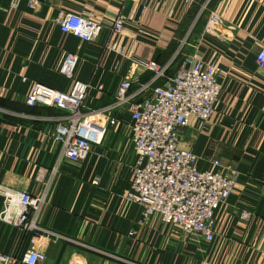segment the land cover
I'll return each instance as SVG.
<instances>
[{"label":"crops","instance_id":"1","mask_svg":"<svg viewBox=\"0 0 264 264\" xmlns=\"http://www.w3.org/2000/svg\"><path fill=\"white\" fill-rule=\"evenodd\" d=\"M11 3L0 0V183L41 193L43 172L57 154L46 133L50 123L41 117L61 111L32 107L25 99L35 83L71 90L73 80L60 72L66 54L79 58L75 77L93 83L85 108L100 109L114 101L125 76H135V87L152 76L134 72L128 56L164 64L190 31L185 53L220 69L222 91L205 124L190 117L182 146L198 157L202 171L239 172L233 194L215 210L213 241L186 236L160 213L142 221L141 207L128 197L138 160L132 113H114L115 125L100 119L109 129L102 144L93 145L88 158L66 163L55 181L43 225L69 240L38 243L45 264H264V71L256 63L264 44V0H125V7L121 0ZM207 3L224 21L222 35L205 31L208 12L198 18ZM84 11L99 21L123 11L127 20L122 31L104 29L93 41L61 30L63 13ZM30 247L28 235L0 220V253L21 256Z\"/></svg>","mask_w":264,"mask_h":264},{"label":"built area","instance_id":"2","mask_svg":"<svg viewBox=\"0 0 264 264\" xmlns=\"http://www.w3.org/2000/svg\"><path fill=\"white\" fill-rule=\"evenodd\" d=\"M19 1L12 0V7H18ZM121 1L125 7V0ZM207 5L201 8L198 18L208 12L205 31L222 35L220 29L224 21L217 12L209 11ZM126 20L123 11L112 21H99L94 13L84 11L63 13L58 23L63 32L93 41L104 29L111 33L122 31ZM190 34L191 31L164 64L128 56L134 72H150L152 76L136 87L135 76H125L114 101L104 108H85L84 102L93 83L75 77L79 61L75 54H66L60 66V72L73 80L69 92L35 83L25 103L61 111L57 116L41 117L50 123L46 133L57 146V154L52 168L43 172L41 193L32 194L0 183V196L3 197L0 220L20 228L29 236L32 245L21 256L0 253V264H45L46 252L35 246L46 240H69L43 225L55 181L66 163L88 158L92 146L102 144L109 129L100 119L115 125L113 114L124 109L132 113L130 132L138 156L128 197L141 207L142 221L160 213L164 223L180 225L188 237L215 239V210L233 194L239 172L231 167L225 171H202L196 166L198 157L182 146V135L190 117L196 115L205 124L213 115L222 91L218 82L220 69L214 63H204L194 53H185ZM108 46L114 48L111 43ZM179 56L183 57L181 65L172 76L168 75ZM256 63L264 71V44L257 51Z\"/></svg>","mask_w":264,"mask_h":264},{"label":"trees","instance_id":"3","mask_svg":"<svg viewBox=\"0 0 264 264\" xmlns=\"http://www.w3.org/2000/svg\"><path fill=\"white\" fill-rule=\"evenodd\" d=\"M177 48H178V46H177ZM177 50V49H176ZM175 53V52H174ZM182 59V60H181ZM183 61V57L182 56H179V57H177V59H176V61H175V64H174V67H172L170 70H169V72H168V75H170V73L171 72H175L176 71V69L181 65V61Z\"/></svg>","mask_w":264,"mask_h":264}]
</instances>
